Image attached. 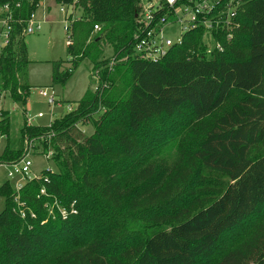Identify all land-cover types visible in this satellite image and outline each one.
<instances>
[{"label": "trees", "instance_id": "trees-1", "mask_svg": "<svg viewBox=\"0 0 264 264\" xmlns=\"http://www.w3.org/2000/svg\"><path fill=\"white\" fill-rule=\"evenodd\" d=\"M140 1L75 2L83 16L71 24L72 64L61 72L55 62L53 82L84 60L99 75L76 108L48 126L25 119L15 139L3 111L0 164L34 148L52 150L59 169L19 191L0 186V264H264V0H238L229 39L201 26L157 61L132 55ZM39 3L0 0L14 14L2 79L23 105L31 86L22 33ZM207 35L223 49L208 55ZM181 132L184 156L171 169L152 163ZM227 235L237 240L225 249Z\"/></svg>", "mask_w": 264, "mask_h": 264}, {"label": "rangeland", "instance_id": "rangeland-1", "mask_svg": "<svg viewBox=\"0 0 264 264\" xmlns=\"http://www.w3.org/2000/svg\"><path fill=\"white\" fill-rule=\"evenodd\" d=\"M60 4L56 0H40L35 12L36 20L40 22V28L25 36V44L28 51L29 63L27 66V82L31 86L30 94L26 105L22 102H15L12 97H7L5 109L10 114V139L20 136V130L28 118L35 117L38 113H44L43 117H37L32 122L36 126H48L56 119H60L67 114L69 107H77L88 89L95 88L92 77L93 66L90 61L80 62L73 70L72 75L64 83L53 82V66L55 62L61 61V72L71 67V56L67 53V33L64 30L65 13L62 12ZM71 12V10H67ZM72 18L83 16L82 9L75 7ZM176 27V26H175ZM177 29V27L175 28ZM174 30V29H173ZM96 32H94L95 34ZM112 51L107 50L106 56H110ZM49 89V95L54 98L50 102V97H44L40 93L41 89ZM82 130L91 135L94 132L92 125L81 126ZM185 132L175 136L167 144L160 146L154 152L151 162L161 164L163 168H172L184 156L182 138ZM7 144V137L0 138V151ZM36 144V143H34ZM36 146V145H35ZM264 148V144L261 149ZM41 149V148H40ZM34 148L30 149L28 158L32 162L29 177H37L43 170L58 171V166L52 158L45 156V153H36ZM11 168L0 166V186L8 181L7 172ZM5 199L0 196V212L5 209ZM249 234V232H248ZM236 238L227 235L225 238V249L227 246L235 245ZM224 249V248H223Z\"/></svg>", "mask_w": 264, "mask_h": 264}, {"label": "built area", "instance_id": "built-area-1", "mask_svg": "<svg viewBox=\"0 0 264 264\" xmlns=\"http://www.w3.org/2000/svg\"><path fill=\"white\" fill-rule=\"evenodd\" d=\"M77 0H75L76 2ZM191 3H180L179 0H141L139 3V11L137 13L138 26L134 33L132 55L144 60L157 61L165 57L170 50L175 46L182 44L184 36L187 32L203 26L206 32L211 30L228 31V39L231 37V32L237 26L233 24L231 17L235 15L234 8L238 4V0H230L226 5V10L217 8L216 6L221 0H190ZM75 2L70 5H60L61 11L65 13L64 30L67 33V43H72V22L78 18H72ZM67 10H71L68 12ZM233 11V12H232ZM226 14V17L223 15ZM208 18V16H212ZM14 14L9 4L0 6V59L2 50L10 40L12 30V21ZM40 28V22L36 20V15L33 13L29 19L26 28L23 30L22 36L25 38L27 33L35 31V28ZM177 29H175L176 27ZM101 29L99 24L94 27V32ZM174 29V30H173ZM208 44L207 54L209 55L212 50H222L223 46L220 42L212 43L211 37L206 36ZM126 58L116 60L112 58L111 65L123 61ZM92 77L95 82V89H97V82L99 79L98 70L92 72ZM40 93L44 97H50L49 101L54 102L53 95H49V89H41ZM7 97H11V92L4 86L2 79V66L0 63V118L5 109V101ZM73 108L69 107V111ZM44 113L40 112L35 117L28 118L27 123L33 124V120L37 117H43ZM32 149V148H31ZM28 154L14 163H1L0 166L11 168L7 172V176L13 179L14 182L8 180L16 191H19L27 180L33 178L29 177V172L32 166ZM45 156L52 158L53 151L49 150ZM39 177V176H37ZM46 181L48 179H45ZM45 188L41 189V193H45ZM18 199V197H17ZM19 204H23L19 202ZM75 212V210H72ZM22 216L26 213L22 210ZM66 211L63 210L62 214L65 215ZM32 216H35L32 214Z\"/></svg>", "mask_w": 264, "mask_h": 264}]
</instances>
